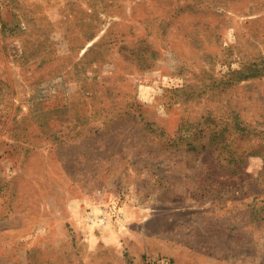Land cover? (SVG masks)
<instances>
[{
	"label": "rangeland",
	"instance_id": "1",
	"mask_svg": "<svg viewBox=\"0 0 264 264\" xmlns=\"http://www.w3.org/2000/svg\"><path fill=\"white\" fill-rule=\"evenodd\" d=\"M0 264H264V0H0Z\"/></svg>",
	"mask_w": 264,
	"mask_h": 264
},
{
	"label": "trees",
	"instance_id": "2",
	"mask_svg": "<svg viewBox=\"0 0 264 264\" xmlns=\"http://www.w3.org/2000/svg\"><path fill=\"white\" fill-rule=\"evenodd\" d=\"M222 147V146H221ZM194 148V147H193Z\"/></svg>",
	"mask_w": 264,
	"mask_h": 264
}]
</instances>
